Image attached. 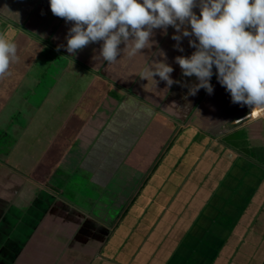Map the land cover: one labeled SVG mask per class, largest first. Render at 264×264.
I'll list each match as a JSON object with an SVG mask.
<instances>
[{
  "label": "crops",
  "instance_id": "crops-1",
  "mask_svg": "<svg viewBox=\"0 0 264 264\" xmlns=\"http://www.w3.org/2000/svg\"><path fill=\"white\" fill-rule=\"evenodd\" d=\"M212 71L213 96L203 98V88L191 95L198 80L181 73L159 102L153 85L151 100L138 99L102 79L98 87L95 77L100 95L87 98L88 108L78 105L52 131L24 128L17 144L0 109V132L10 134L0 136V264H244L259 256L264 112L242 119L250 107L233 104ZM238 132L234 144L225 141Z\"/></svg>",
  "mask_w": 264,
  "mask_h": 264
},
{
  "label": "clouds",
  "instance_id": "clouds-1",
  "mask_svg": "<svg viewBox=\"0 0 264 264\" xmlns=\"http://www.w3.org/2000/svg\"><path fill=\"white\" fill-rule=\"evenodd\" d=\"M53 15L72 22L66 36V50L75 55L90 43L103 41L99 58L109 65L118 62L121 52L128 58L150 49L154 29L168 26L176 29L172 39L195 37L189 45L196 50L191 56H177L185 77L195 76L198 83L189 91L195 95L201 88L213 93L210 79L213 66L218 82L231 96L233 104L251 109L264 108V0H49ZM199 6L200 15L193 12ZM4 9H7L5 6ZM186 25H190L191 31ZM247 29V30H246ZM198 41V43H197ZM15 42L0 35V79L10 74L18 62ZM163 59L146 64L141 79L158 83L155 77L171 87L173 68Z\"/></svg>",
  "mask_w": 264,
  "mask_h": 264
},
{
  "label": "rangeland",
  "instance_id": "rangeland-1",
  "mask_svg": "<svg viewBox=\"0 0 264 264\" xmlns=\"http://www.w3.org/2000/svg\"><path fill=\"white\" fill-rule=\"evenodd\" d=\"M140 2L142 3V0ZM198 3L199 0H197ZM5 6L7 9H4ZM193 12L199 16V6L194 7ZM72 26V22H66L63 18L52 14L49 0H0V33L16 43L19 57L18 62L11 65L10 74L0 79V100H8L7 104H3L4 101L0 103V109L4 115L2 127L11 128L13 135L11 134L10 141L16 140L17 144L18 136L28 126H32V136L36 133L39 134L45 127L52 131V128H55L53 126L60 125L62 119L65 120V116L73 113L78 105L80 108L86 107L85 105H88L87 98L90 95H94L93 97L100 95L94 89L96 86L93 87V85L97 84L102 88L101 79L122 87V90L125 88L124 90L130 91L135 98L140 99V96H143L146 100H151L150 97L153 96L147 89L153 85L155 93L159 92L156 96L154 95V100L163 101L164 96L169 92L166 83L160 81L159 77H155L154 79L158 81L155 85L151 80L148 82L141 79L140 72L146 67L147 62L163 59L159 55L162 51L166 54L165 62L174 69L170 75L175 81L182 73L180 66L175 63V57L191 56L196 50L189 45V40H194V36H182L179 42V47L183 48L182 52L174 47L177 45V41L173 40L172 36L177 34L176 29L168 26L166 34L163 29H154V34L150 38L155 41L153 46L150 49L141 50L142 55L134 58L130 59L124 54L125 45L121 43L118 46L121 49L117 57L118 62L109 65L108 62L99 58L103 41L90 43L75 55L67 52L66 36ZM185 27L191 31L190 25ZM95 77H97L96 84L95 81L92 83ZM110 83L105 84L104 89L111 91L109 90L111 86H108ZM206 95L207 92H203V98ZM216 107H218V103H216ZM140 113L146 116V112L141 110ZM56 119L59 120L56 122ZM13 120L20 126L17 128L19 133H17L16 139L15 133H13ZM52 122H54L53 125ZM4 132L5 130L1 131L0 136L3 139H8L10 134ZM186 133L185 130L181 131L171 143L174 145L183 135L185 137ZM240 134L242 133H232L230 137L225 138V141L234 144L233 139ZM200 136L201 134H196L192 139L197 141ZM33 138L35 137L30 140H34ZM4 141L6 144L9 142V140ZM1 143L3 144V142ZM260 156L258 155V157ZM205 158L204 154L203 164H206ZM177 162H180L179 158H177ZM211 167H214V170L217 165L212 164ZM214 178L217 177L211 176L210 179L213 180L210 181L211 183L216 182ZM257 222L264 224V209H262ZM262 251L264 248L260 249V255ZM260 255L251 258V260L243 257L244 264H260L263 261Z\"/></svg>",
  "mask_w": 264,
  "mask_h": 264
},
{
  "label": "bare ground",
  "instance_id": "bare-ground-1",
  "mask_svg": "<svg viewBox=\"0 0 264 264\" xmlns=\"http://www.w3.org/2000/svg\"><path fill=\"white\" fill-rule=\"evenodd\" d=\"M261 114L262 113L260 112V110L258 108H256V109H253V112L250 115H248L247 117H257V116H259ZM244 118H246V116L243 117L242 119H244Z\"/></svg>",
  "mask_w": 264,
  "mask_h": 264
},
{
  "label": "built area",
  "instance_id": "built-area-1",
  "mask_svg": "<svg viewBox=\"0 0 264 264\" xmlns=\"http://www.w3.org/2000/svg\"><path fill=\"white\" fill-rule=\"evenodd\" d=\"M260 110L261 113L264 112V108H258ZM253 112V109L250 108L249 112L246 113L243 117H247L248 115H250ZM242 117L238 118L237 120L241 119Z\"/></svg>",
  "mask_w": 264,
  "mask_h": 264
},
{
  "label": "trees",
  "instance_id": "trees-1",
  "mask_svg": "<svg viewBox=\"0 0 264 264\" xmlns=\"http://www.w3.org/2000/svg\"><path fill=\"white\" fill-rule=\"evenodd\" d=\"M262 264H264V261L262 262Z\"/></svg>",
  "mask_w": 264,
  "mask_h": 264
}]
</instances>
